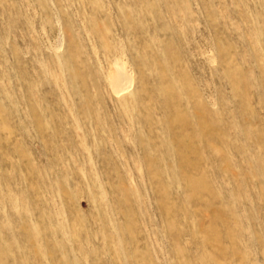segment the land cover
Returning <instances> with one entry per match:
<instances>
[{
  "label": "rangeland",
  "instance_id": "374dc122",
  "mask_svg": "<svg viewBox=\"0 0 264 264\" xmlns=\"http://www.w3.org/2000/svg\"><path fill=\"white\" fill-rule=\"evenodd\" d=\"M0 264H264V0H0Z\"/></svg>",
  "mask_w": 264,
  "mask_h": 264
},
{
  "label": "bare ground",
  "instance_id": "6f19581e",
  "mask_svg": "<svg viewBox=\"0 0 264 264\" xmlns=\"http://www.w3.org/2000/svg\"><path fill=\"white\" fill-rule=\"evenodd\" d=\"M123 71L121 72H118L120 73V75L113 81L114 85L116 87H121V89L124 87V85L126 84V82L128 81V76H126V74L122 73ZM125 89V88H124Z\"/></svg>",
  "mask_w": 264,
  "mask_h": 264
}]
</instances>
